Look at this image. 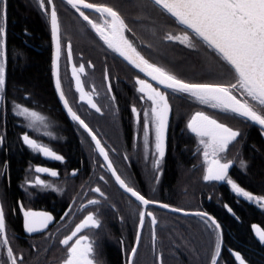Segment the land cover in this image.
<instances>
[{
	"label": "flooded vegetation",
	"instance_id": "af4514ba",
	"mask_svg": "<svg viewBox=\"0 0 264 264\" xmlns=\"http://www.w3.org/2000/svg\"><path fill=\"white\" fill-rule=\"evenodd\" d=\"M53 1L56 5L58 0ZM48 9L50 11V5ZM81 10L95 23L104 26L106 17L91 9ZM76 13L80 16L77 11ZM58 17L61 35L60 82L69 106L92 129L108 153L112 167L125 183L146 199L158 202L148 206V210L157 219L155 240L150 218L146 216L133 264H161L163 252L169 253L173 247L174 223L206 225L203 218L189 213H177L171 210L173 208L192 213L207 212L220 224L221 249L217 264H238L233 252L239 253L247 264H252L254 255L264 252V242L255 237L253 230L255 223L264 229V207L238 196L226 181L204 180L208 166L203 155L204 146L200 144V138L187 128V124L197 112H204L218 122L241 132L237 141L230 144L225 152L219 153L218 158L221 162L232 161L228 177L255 196H264L255 193L264 190V186L254 185L251 178L253 159L260 152H264V129L244 121L241 117L200 104L186 94L172 93L108 48L83 17L80 16L82 20L76 15L65 18L71 22L64 26L59 13ZM73 19L80 22L74 23ZM1 23L5 27L6 21ZM127 25L131 31H126L125 35L137 51L149 63L160 66L155 62H159L157 59L162 57L156 47L138 32L140 25ZM182 30L184 29L177 33L169 30L166 34L179 36L182 35ZM173 41L191 48L179 41ZM53 56L52 40L50 99L39 96L38 101H29L28 94L25 93L20 101L15 91H3L0 100V136L4 137V142L0 145V203L5 210L9 241L7 247H11L18 258L23 257L22 261L18 260V264H64L68 251L61 241L71 235L87 215L94 214L100 227L84 229L77 237H73L70 244L79 236L86 235L93 247V253L89 257L93 264H128V254L135 246L142 205L120 187L92 136L68 113L56 88ZM81 65L84 66L83 73L79 71ZM74 67L84 92L92 95V99L101 109L100 112L86 103L87 98L84 101L80 99L81 93L77 90L76 76L73 75ZM137 78L144 79L153 87L168 93L171 111L166 132L165 156L159 169L153 167L157 156L154 126L151 122L147 149L144 143L143 113L150 112L152 105L146 97L141 99L143 94L138 91ZM133 107L140 114L139 123L137 114L132 111ZM23 108L35 111L44 120L33 123L31 119L18 115ZM25 134L63 156V161L34 151L23 142L22 137ZM209 159H212L211 155ZM174 161L177 168L175 180L170 178L175 170ZM37 167L56 171L58 175L53 177L49 173H38L35 171ZM101 177L104 179L101 180ZM37 178L52 187L35 185ZM183 181L186 183L184 187ZM96 188H100L104 196L95 192ZM11 194L16 196L14 202L9 199ZM90 200H98L99 203L89 204ZM21 204L23 211L46 212L53 220L46 229L29 233L24 227ZM159 204H168L170 207L161 208ZM252 207L258 213V221H249L250 232L259 243L255 248L239 241L225 227L230 218L241 222L240 216ZM228 208L232 211L229 212ZM259 220H263V224ZM204 228L200 226L201 231ZM209 228L216 238L213 245L215 254L218 234ZM161 233L165 234V241L160 239ZM201 245V249L205 251L208 246L205 240ZM7 247L3 246L0 239L2 264H11L7 257Z\"/></svg>",
	"mask_w": 264,
	"mask_h": 264
},
{
	"label": "snow or ice",
	"instance_id": "6c2138e0",
	"mask_svg": "<svg viewBox=\"0 0 264 264\" xmlns=\"http://www.w3.org/2000/svg\"><path fill=\"white\" fill-rule=\"evenodd\" d=\"M38 2L40 8L50 18L51 32L56 44V88L59 90V95L64 106L67 108L72 119L77 121L92 136L97 149L103 155L105 161H107V167L112 171L120 187L127 193H130L142 205L143 210L139 212L135 246L131 248L128 254V264H133L146 216L150 218L153 228V240H155L157 219L152 211L148 210V206L158 204V202L146 199L133 187L125 183L121 176L116 173L115 168L112 167L108 153L101 145L100 140L92 132V129L69 106L68 100L61 89L60 82L59 58L61 54V38L56 5L53 0H47V5H50L49 11L45 0H38ZM66 3L71 5L91 25L108 48L123 57L124 60L139 69L140 72L151 77V80L155 81L158 85H163L165 89L171 90L172 93L186 94L200 104L241 117L244 121L259 125L264 129V0H151L154 6L172 17L175 23L184 26L182 35L176 36L169 33L165 39L179 41L191 48L196 47L195 41L202 42L203 45L211 49L219 57L220 61L223 62L221 65L223 71L220 73L223 82H186L164 67L149 63L125 35V32H130L131 29L128 28L120 13L112 7L89 3L87 0H66ZM82 8L93 9L100 13L101 16L106 17L104 26L95 23L88 15H85V12L81 10ZM6 19L7 0H0V21H6ZM5 45L6 29L0 26V100H2V93L5 88ZM68 56L69 58L71 57L70 44L68 45ZM79 71L81 73L84 72L83 65L80 66ZM73 75L76 76L77 90L81 93L80 99L84 101L87 98L86 103L97 112H100L101 109L92 99V95L84 92L82 82L76 74L75 67L73 68ZM136 83L139 85L138 91L143 94L141 99L146 97L152 105L150 112L145 111L143 113L145 121L143 126L144 143L147 149L149 144V123L151 122L154 126L155 154L157 156L153 167L159 169L165 156L166 132L171 111L168 93L159 90L157 87H153L151 83H148L144 79L137 78ZM16 107L20 108L19 105ZM132 111L136 113L135 107H133ZM136 114L137 122L139 123L140 114ZM18 115L31 119L33 123L44 120V117L35 111H29L27 108L19 111ZM187 128L200 138V144L204 146L203 155L208 165L206 174L203 177L204 180L226 181L238 196H242L246 200L264 207V196L253 195L228 177V169L231 167L232 161L221 162V159L218 158L219 153L225 152L230 144L237 141V138L241 136V132L218 122L204 112H197L192 116L187 124ZM22 139L34 151L43 153L45 156H50L55 160L63 161V156L37 143L35 139L30 138L27 134ZM3 142L4 137L0 136V145ZM210 155L212 159H209ZM243 164L244 162L242 161L241 165L243 166ZM4 167L6 168L7 165ZM35 171L38 173H49L53 177L58 175L56 171L47 168L37 167ZM100 179L103 180L104 177ZM34 183L44 188L52 187L39 178ZM94 191L104 196L100 188H96ZM88 203L97 204L99 201L90 200ZM20 207L23 211L22 204ZM159 207L169 208L170 206L168 204H159ZM171 210L176 212L183 211L177 208ZM228 211L231 212L232 209L228 208ZM194 215L203 218L204 223L218 234L215 254L211 260V264H217V258L221 249V241L219 239L221 226L207 212H196ZM23 216L25 230L29 233L46 229L48 223L53 220V217L46 212L23 211ZM89 227H100V222L95 218L94 214L87 215L75 227L71 235L61 241L68 251L64 264H93V260L89 258L93 253V247L89 242L88 236H79L74 243L70 244L73 237H77L78 233ZM253 227L259 240L264 242V229H261L259 226ZM0 239H2L3 246L7 247L9 241L6 233L5 210L2 203H0ZM234 255L239 264H246L239 253H235ZM7 257L11 261V264H18V260H23L22 256L18 258L14 255L11 247H7Z\"/></svg>",
	"mask_w": 264,
	"mask_h": 264
},
{
	"label": "trees",
	"instance_id": "16d2710c",
	"mask_svg": "<svg viewBox=\"0 0 264 264\" xmlns=\"http://www.w3.org/2000/svg\"><path fill=\"white\" fill-rule=\"evenodd\" d=\"M87 2L106 4L118 11L126 24L140 25L138 32L156 47L162 57L161 60L156 58L159 62L155 63L176 76L189 82H223L220 75L223 71L221 67L223 62L202 42L195 41L196 48L193 49L165 39L167 31L177 33L180 29H184V26L175 23L172 17L154 6L151 0H87ZM45 3L48 7L46 0ZM56 6L62 26L71 22L65 18H73L76 15L82 20L66 1L58 0ZM73 22L80 21L73 19ZM5 29L4 91H15L20 101L25 93L28 94L29 101L32 99L38 101L39 96L50 99L52 97V35L49 15L40 8L38 0H7ZM29 101L23 100L27 104ZM253 163L252 183L262 187L264 186L263 151L253 159ZM173 168L175 170L170 178L175 180L177 177L175 161ZM185 185L183 181L182 187ZM255 193L264 195V190ZM15 197V194H11L10 201L14 202ZM240 218L241 222L230 218L229 223L225 224L227 231L234 234L239 241L253 248L257 247L259 243L254 239L249 228L250 220L258 221L257 211L252 207ZM259 222L263 224V220ZM200 226L205 227L204 230L201 231ZM160 236H162L160 239L166 240L164 233ZM172 237V250L169 253L164 251L161 255L163 264H211L216 238L207 225L174 223ZM204 240L208 245L205 251L201 249ZM261 252L263 254L254 255L252 264H264V252Z\"/></svg>",
	"mask_w": 264,
	"mask_h": 264
},
{
	"label": "water",
	"instance_id": "95a60500",
	"mask_svg": "<svg viewBox=\"0 0 264 264\" xmlns=\"http://www.w3.org/2000/svg\"><path fill=\"white\" fill-rule=\"evenodd\" d=\"M64 1H66V0H64ZM54 2V1H53ZM82 9H84V8H82ZM91 10H93V9H91ZM59 18V17H58ZM50 28H51V24H50ZM51 35H52V32H51ZM60 38H61V35H60ZM52 40H53V47H54V56H53V72H54V77H55V71H56V69H55V63H56V44H55V41H54V39H53V36H52ZM55 83H56V77H55ZM58 90V89H57ZM58 92H59V90H58ZM63 102V101H62ZM64 104V103H63ZM67 109V108H66ZM259 126V125H258ZM176 212V211H175ZM177 213H183V214H194V213H192V212H186V211H179V212H177ZM212 217V216H211ZM254 226H259L261 229H263L259 224H257V223H255L254 224ZM253 230H254V227H253ZM254 234H255V237L259 240V237L256 235V233H255V230H254ZM260 241V240H259ZM235 253H237V252H233V255L235 254ZM234 257H235V255H234ZM242 257V256H241ZM235 259H236V257H235ZM236 261H237V263L239 264V261L236 259ZM247 264V263H246Z\"/></svg>",
	"mask_w": 264,
	"mask_h": 264
},
{
	"label": "rangeland",
	"instance_id": "374dc122",
	"mask_svg": "<svg viewBox=\"0 0 264 264\" xmlns=\"http://www.w3.org/2000/svg\"><path fill=\"white\" fill-rule=\"evenodd\" d=\"M0 26H3V27H4V24H3V23H1V21H0Z\"/></svg>",
	"mask_w": 264,
	"mask_h": 264
}]
</instances>
